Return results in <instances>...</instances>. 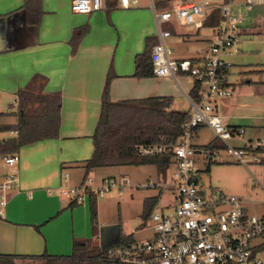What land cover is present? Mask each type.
<instances>
[{
  "label": "crops",
  "instance_id": "0c3cea01",
  "mask_svg": "<svg viewBox=\"0 0 264 264\" xmlns=\"http://www.w3.org/2000/svg\"><path fill=\"white\" fill-rule=\"evenodd\" d=\"M24 1L0 0V108L9 107L2 111L0 123L17 122L16 110L10 108L18 104V90L26 87L35 74L46 77L44 92L60 94L61 121L57 136L24 144L16 152L19 185L7 192L5 204L0 205V255L11 256L16 264L32 263L43 254H71L77 242L90 240L99 245L95 242L98 234L92 233L90 201L71 205L72 200L60 194L58 186L79 184L101 168L87 171L84 162L94 150L92 134L100 117L102 90L109 72L113 73L109 94L114 102L171 96L170 109L186 110L184 106L190 105L188 98L193 88V80L186 75H133L135 55L145 48L146 38L158 40L157 31L149 32L147 27L151 16L154 18L149 0L129 7L120 6L118 0H105V7L89 13L72 11L71 0H42L37 25L27 20ZM80 27L86 30L73 51L70 40ZM245 27L241 38L253 37L232 56L233 65L225 75L232 94L223 98L217 109L228 125L243 124L244 133L246 127L261 132L249 133L248 137L243 133L238 145L264 138V33H245ZM199 30L177 25L171 38L194 40ZM259 34L260 39L255 40ZM234 65L239 66L237 71H233ZM202 127L207 126L197 129V144H204L197 141ZM9 134L4 137L15 135L16 130H9ZM7 169L1 155L0 183ZM64 171L69 172L67 180L63 178ZM158 193L156 189L155 193L146 194L143 202ZM96 209L99 233L97 200ZM129 233L133 232L125 234Z\"/></svg>",
  "mask_w": 264,
  "mask_h": 264
},
{
  "label": "built area",
  "instance_id": "2783aa9c",
  "mask_svg": "<svg viewBox=\"0 0 264 264\" xmlns=\"http://www.w3.org/2000/svg\"><path fill=\"white\" fill-rule=\"evenodd\" d=\"M139 0H118L122 7L138 4ZM155 18L158 40L151 48L153 73L158 76H189L198 87V99L189 96L190 112L182 124L178 141L169 144H141V154H158L170 149L173 162L164 181L133 182L129 176H108L100 181L87 175L79 184L61 183L58 192L77 203L90 194L106 195L113 187L122 194L127 187L156 188L157 204L151 211L152 232L132 243H114L105 248L108 260L117 264H264V215L251 214L243 201L219 188L209 193L197 168L198 156L208 154L196 147L195 130L209 127L225 145V151L242 163L264 162V138L233 145L230 140L244 133L241 124L228 125L217 111L221 100L232 94L225 80L233 65L232 56L239 53L242 27L249 13L264 5V0H179L171 7L159 8L149 0ZM105 0H71V10L89 13L105 7ZM214 8L220 9V20L212 28L208 47L194 58L173 57L167 39L177 25L192 24L198 30ZM166 24V27H163ZM7 166L0 183V205L7 192L18 188V153L6 154ZM69 172L64 171L67 180ZM166 198L163 201V198ZM147 227H145L146 229Z\"/></svg>",
  "mask_w": 264,
  "mask_h": 264
},
{
  "label": "trees",
  "instance_id": "16d2710c",
  "mask_svg": "<svg viewBox=\"0 0 264 264\" xmlns=\"http://www.w3.org/2000/svg\"><path fill=\"white\" fill-rule=\"evenodd\" d=\"M156 5L159 8L165 7L160 1ZM22 8L29 22L35 25L40 22L42 0H25ZM251 12H261L264 15V5L256 6ZM220 17V9L214 8L203 25L213 27L219 22ZM85 30V27L74 30L70 40L73 51L77 48ZM156 41L155 37H147L145 48L136 53L134 76L154 75L150 53ZM112 77L113 73L109 72L102 90L100 117L92 134L94 150L91 157L84 162L86 170L117 165H154L157 172L166 177L168 168L173 162L172 150L145 155L139 153L138 147L141 144H169L178 141L183 131L182 124L188 119L189 112L170 109L171 96H149L114 102L109 94ZM45 82L44 75L35 74L26 87L18 90L19 101L17 110L14 112L17 115V122L13 125L0 123V131L14 129L16 134L0 138V156L14 154L24 144L58 135L61 121V97L59 93L44 92ZM198 87L199 85L195 83L190 92V96L195 99L199 97ZM125 109L131 111V116L125 121L116 123V113ZM3 114L4 112H0V117ZM199 127L195 130V137ZM194 145L203 149L208 154V158L214 151L225 149V145L216 137L208 143ZM89 199L92 233L96 236L98 234L97 197L90 194ZM158 199L159 193L144 199L142 212L144 219H148ZM76 203L72 201L71 205ZM135 239L133 233L125 234L120 231L119 240L116 243H132ZM36 260L38 262L35 264H117L106 258L105 249L93 244L90 240L75 243L71 254H43ZM0 264L16 263L11 256L0 255Z\"/></svg>",
  "mask_w": 264,
  "mask_h": 264
},
{
  "label": "rangeland",
  "instance_id": "374dc122",
  "mask_svg": "<svg viewBox=\"0 0 264 264\" xmlns=\"http://www.w3.org/2000/svg\"><path fill=\"white\" fill-rule=\"evenodd\" d=\"M139 5L143 1L139 0ZM156 4L163 2L165 7H171L172 3L179 0H154ZM239 1V0H236ZM151 11L150 6H147ZM152 12V11H151ZM247 27L244 28L245 33H254L261 31L264 33V15L261 12L249 13L246 20ZM149 32H156V24L154 18L151 16L149 25ZM166 27V24H163ZM188 30H194L192 24L185 25ZM192 34V32H191ZM189 35V34H188ZM187 35V37H188ZM213 35L212 28L204 26L200 28L199 33L195 34L193 40H183L179 36L167 39L168 43L173 47V57L187 56L203 52L209 45L208 39ZM190 36V35H189ZM260 39V34L255 36V40ZM253 40V39H251ZM249 39L240 40V49L243 50L244 44ZM233 71H237L239 66L234 65ZM236 77V76H235ZM235 77H232L234 80ZM238 77V76H237ZM18 104L14 103L10 109L17 110ZM186 110L190 109V105L184 106ZM9 110V107L3 106L0 112ZM131 116V111L128 109L121 110L115 115L116 123L125 121ZM3 118H1V121ZM243 125V124H241ZM261 133L255 128H245L244 136L248 134ZM10 135L9 130H1L0 138ZM243 136V134H242ZM264 137V136H263ZM215 138L213 131L209 127H202L198 131V142L208 143ZM241 138V137H240ZM240 138L230 140L231 144H241ZM197 168H199V175L201 180L204 181L203 189L209 193L212 188H219L227 194H234L242 201L247 211L251 214L264 215V163H242L235 159L232 155L228 154L224 149L214 151L210 158L198 156ZM127 174L132 180L148 181H164V179L157 173L153 165H128V166H114V167H101L96 169L89 175L95 181H100V175L119 176ZM156 189L153 188H125L122 194L118 193L116 187H113L106 195L97 197V206L99 207L100 218L99 233L95 242L101 248L114 244L119 239L120 228L123 233L133 232L136 238H142L149 235L152 230L150 229L151 221L144 219L143 212V198L147 194L155 193ZM89 199V196L87 197ZM166 198H163L165 201ZM145 227H147L145 229ZM38 261H32L35 264ZM30 261L25 264H32Z\"/></svg>",
  "mask_w": 264,
  "mask_h": 264
},
{
  "label": "water",
  "instance_id": "95a60500",
  "mask_svg": "<svg viewBox=\"0 0 264 264\" xmlns=\"http://www.w3.org/2000/svg\"><path fill=\"white\" fill-rule=\"evenodd\" d=\"M252 37H253L252 35H244V36H242V39H248V38H252ZM3 156H5V154H4ZM118 240H119V239H118ZM118 240H117V241H118ZM117 241H116V242H117ZM116 242H115V243H116ZM104 249H105V248H104Z\"/></svg>",
  "mask_w": 264,
  "mask_h": 264
}]
</instances>
